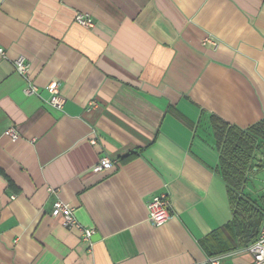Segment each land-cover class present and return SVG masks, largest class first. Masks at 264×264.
Here are the masks:
<instances>
[{"label":"crops","instance_id":"obj_1","mask_svg":"<svg viewBox=\"0 0 264 264\" xmlns=\"http://www.w3.org/2000/svg\"><path fill=\"white\" fill-rule=\"evenodd\" d=\"M0 45V264H208L233 217L213 118L264 121V0H0ZM102 155L115 164L96 173ZM165 191L172 215L154 226L147 202ZM242 192L264 209V149ZM57 198L101 238L65 228ZM246 248L219 264H256Z\"/></svg>","mask_w":264,"mask_h":264},{"label":"trees","instance_id":"obj_2","mask_svg":"<svg viewBox=\"0 0 264 264\" xmlns=\"http://www.w3.org/2000/svg\"><path fill=\"white\" fill-rule=\"evenodd\" d=\"M213 127L220 153L216 171L226 183L233 217L227 226L213 234L212 239L220 248L209 252L210 257L248 247L257 240L264 220V209L242 192L256 153L264 149V121L243 129L214 117ZM135 155L137 153L132 152L123 160Z\"/></svg>","mask_w":264,"mask_h":264},{"label":"built area","instance_id":"obj_3","mask_svg":"<svg viewBox=\"0 0 264 264\" xmlns=\"http://www.w3.org/2000/svg\"><path fill=\"white\" fill-rule=\"evenodd\" d=\"M75 21L83 27L91 28L94 26V20L89 13L78 12L75 16ZM206 40L212 41L214 45H217V42L211 37H207ZM0 54L5 56L4 48L1 45ZM13 65L15 70L27 81V86L24 89L25 94H37L38 87L30 80L29 77L30 63L27 59L21 55L13 61ZM46 89L49 92V97L45 99V102L54 109L62 110L65 104V97L61 94L59 81H50L46 85ZM6 134L9 135L13 141L18 139V133L13 127L7 129ZM92 141L95 143V140ZM114 164L115 161L108 155H102L92 169L96 173L105 172L112 169ZM49 190L54 192V189L52 188H49ZM147 208L149 212L148 219L154 226L166 223L172 215V202L169 192L165 191L153 195L147 202ZM74 211L75 209L71 204L57 198L53 202L51 214L54 217H59L65 228H77L81 231L85 240H90L91 236L94 234V230L83 228L78 223ZM246 249L254 257V262L256 264L264 262V220L257 240L250 244ZM208 264H219V257L214 256L209 258Z\"/></svg>","mask_w":264,"mask_h":264},{"label":"water","instance_id":"obj_4","mask_svg":"<svg viewBox=\"0 0 264 264\" xmlns=\"http://www.w3.org/2000/svg\"><path fill=\"white\" fill-rule=\"evenodd\" d=\"M101 237H100V234H98V233H95V234H93L92 236H91V240L92 241H96V240H98V239H100Z\"/></svg>","mask_w":264,"mask_h":264}]
</instances>
